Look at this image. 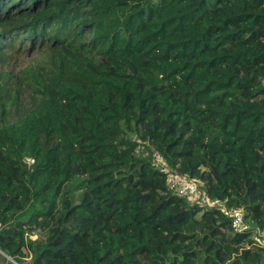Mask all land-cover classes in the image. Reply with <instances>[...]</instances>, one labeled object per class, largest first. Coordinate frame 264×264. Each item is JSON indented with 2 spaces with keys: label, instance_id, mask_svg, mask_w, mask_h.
<instances>
[{
  "label": "trees",
  "instance_id": "1",
  "mask_svg": "<svg viewBox=\"0 0 264 264\" xmlns=\"http://www.w3.org/2000/svg\"><path fill=\"white\" fill-rule=\"evenodd\" d=\"M15 43L49 54L27 108L0 78V264H264V0H0Z\"/></svg>",
  "mask_w": 264,
  "mask_h": 264
},
{
  "label": "rangeland",
  "instance_id": "2",
  "mask_svg": "<svg viewBox=\"0 0 264 264\" xmlns=\"http://www.w3.org/2000/svg\"><path fill=\"white\" fill-rule=\"evenodd\" d=\"M17 43L13 49H6L3 55H0V78L3 87L10 94V100H17L21 108H27L29 104L30 87L26 83L28 73L26 68L30 65H41L47 62L49 51L47 49H39L32 53L26 50L15 51ZM8 116L10 121L15 119L14 106H8ZM31 236V239L35 238Z\"/></svg>",
  "mask_w": 264,
  "mask_h": 264
},
{
  "label": "built area",
  "instance_id": "3",
  "mask_svg": "<svg viewBox=\"0 0 264 264\" xmlns=\"http://www.w3.org/2000/svg\"><path fill=\"white\" fill-rule=\"evenodd\" d=\"M151 166L165 174L169 189L192 201H197L202 206L219 207L223 214L231 219V227L234 230L240 232L247 228V224L244 222V213L240 208L226 206L223 201L209 197L196 182L171 170L156 150L151 151ZM252 239L255 244L264 247V236L254 232Z\"/></svg>",
  "mask_w": 264,
  "mask_h": 264
}]
</instances>
